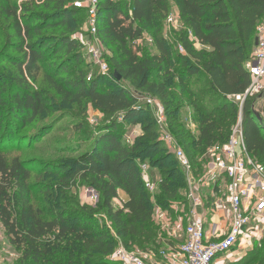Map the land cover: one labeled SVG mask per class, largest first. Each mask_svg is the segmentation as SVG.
<instances>
[{
	"label": "trees",
	"instance_id": "obj_1",
	"mask_svg": "<svg viewBox=\"0 0 264 264\" xmlns=\"http://www.w3.org/2000/svg\"><path fill=\"white\" fill-rule=\"evenodd\" d=\"M17 1L0 0V21L8 30L0 64L11 70L5 78L0 76V226L21 253L22 264L110 263L117 242L73 197L78 182L97 192V211L105 213L117 240H137L144 250L155 244L146 226L152 202L139 165L148 164L150 172L159 173L154 203L162 208L179 199L186 184L137 93L160 101L168 130L197 177L208 161L207 150L228 141L239 115L246 150L264 165V123L254 113L258 96L248 97L241 109L233 99L250 85L244 63L255 47L264 0H98L96 36L112 51V58L109 74L93 78H87L86 72L75 73L84 62L83 47L75 37L82 26L78 14L86 17L84 10L73 8L75 0ZM172 7L183 29L174 33L171 42L158 33ZM145 32L156 54L139 57ZM127 82L135 94L125 86ZM38 83L37 90L31 87ZM56 99L87 103L105 116H119L120 121L100 126L79 158L43 163L39 172L36 161L11 156L9 151L47 134L51 122L45 119L54 113ZM184 111L182 121L179 115ZM147 116L152 122L141 126ZM137 125L141 134L127 145L126 130ZM45 177L49 185H44L48 201L43 210L31 198ZM117 192L127 198L122 208L113 205ZM256 259L255 264H260Z\"/></svg>",
	"mask_w": 264,
	"mask_h": 264
},
{
	"label": "built area",
	"instance_id": "obj_2",
	"mask_svg": "<svg viewBox=\"0 0 264 264\" xmlns=\"http://www.w3.org/2000/svg\"><path fill=\"white\" fill-rule=\"evenodd\" d=\"M72 6L74 9L84 10L90 21L91 33L85 39H77L91 58L98 61V0H75ZM188 37L194 42L195 48L202 47L191 33H188ZM256 41L249 60L244 63V69L250 77V85L242 95L233 98L239 103L240 109L248 97H264V16L256 28ZM178 51L184 53L180 47ZM107 68L106 65L102 66V74L106 73ZM135 97L139 102L142 96L135 94ZM143 100L159 129L158 140L174 156L186 184L185 228L180 230L177 224L172 227L167 212L157 205L154 208L153 221L162 232L169 233L170 227L174 235L180 231L184 242L178 248L168 247V255L154 262L149 258V254L138 255L120 245L108 260L117 264H226L232 257L239 258L243 255V250L233 252V248L243 241L248 243L252 238L259 239L264 232V165L257 162L246 150L241 117L233 126L226 143L216 144L207 150L208 161L203 166L202 174L197 177L189 158L168 130L163 106L149 96H144ZM187 121L190 123L189 117ZM139 169L147 192L156 191L157 185L151 179L149 165L141 164ZM205 189L209 190V194L203 196ZM121 194L117 192V198L113 202V205L118 204L117 208H122L127 201V198H121ZM84 195L90 204H97L99 201V195L91 188H85ZM209 210L217 215L220 221H226L228 228L216 226L208 236L205 231V213L207 215ZM221 255L226 257L218 262L217 259Z\"/></svg>",
	"mask_w": 264,
	"mask_h": 264
},
{
	"label": "rangeland",
	"instance_id": "obj_3",
	"mask_svg": "<svg viewBox=\"0 0 264 264\" xmlns=\"http://www.w3.org/2000/svg\"><path fill=\"white\" fill-rule=\"evenodd\" d=\"M119 1V0H114ZM128 2L130 0H120ZM19 4H21V0L17 1ZM74 3V2H73ZM39 10V9H38ZM41 11V10H39ZM168 17L165 18L160 23V33H158V36L166 37L169 39V41H173V35L177 32H180V30L183 29L182 24L179 22L178 17L176 16V12L173 9V7L170 9ZM170 18V20H169ZM82 21V26L80 28V31L76 34V38L82 39L86 38L90 31V21L88 20V17L83 14H78V21ZM5 34H8V30L4 27V24L0 21V51L2 50L4 46V36ZM140 49L142 50V53L139 54V57L143 55L153 56L156 54V50L154 46H152V38L149 33L145 32L143 34L142 40L139 43ZM197 50H201L202 47H196ZM83 63L80 65H77L75 68L76 72H86L87 78H93L96 77L98 74H102L101 69L102 66L106 65L108 67V62L112 58V51L100 41L99 46V55L100 59L98 61L91 58L90 54L83 48ZM74 65L72 64L70 67L72 68ZM10 68L7 64H0V76L1 78H5V72L9 75L10 74ZM3 73V74H1ZM105 74H109V69L107 68V71ZM65 77V75H61L60 78ZM40 82V80H39ZM126 87L135 94V90L131 87V85L127 82L125 83ZM33 89L37 90V88L41 87L40 84H34L31 86ZM204 89L202 88H194V90H200ZM137 95H141L138 94ZM139 102L141 104L146 105L144 103L143 97L145 95H141ZM157 103L161 104L159 100L153 98ZM52 103L54 104L53 109L54 113L50 115L45 121L51 122V128L47 130V134L45 136L40 135L37 141H31L30 143H25L23 145L22 149L19 150H12L9 151V154L11 156H19L20 158L24 160H33L37 162V170L40 172V167L43 163L48 164H59L66 161H71L79 158L88 148L90 140L94 137V134L96 130L100 126H104L107 124H110L112 122H119L120 118L119 116H105L98 111H95L91 105L87 103H82V105H75V104H68L61 101L53 100ZM239 104V103H238ZM240 109V107H239ZM150 110V109H149ZM151 113V112H150ZM254 113L260 115L261 119H264V97L258 98L255 101L254 104ZM187 112H182L181 119L184 120ZM150 116H147V119L145 122L141 124V126L145 125L150 120ZM240 118V115L238 119ZM237 119V121H238ZM152 121L150 120L149 123ZM148 123V124H149ZM39 123H37L35 126H37ZM81 126L82 128L80 130H75L74 127ZM140 125L133 126L131 128H128L126 130L124 140L127 145H131L132 141L138 137L141 132ZM157 131L159 132V129L156 125ZM86 131V133H85ZM92 133V137L89 138L88 135ZM87 134V135H86ZM159 137V136H158ZM159 139V138H158ZM29 144V145H28ZM180 147V146H179ZM181 148V147H180ZM187 156V155H186ZM190 160V159H189ZM203 172V171H202ZM151 179L154 182L155 185H158L161 178L158 172H151ZM56 181V180H55ZM54 184V181H53ZM56 184V183H55ZM44 185H49L47 182V177L43 178L42 185L37 187V189L34 191L33 196L31 198V203L39 209H45L47 207V201H46V194L44 192ZM87 188L84 185H81L80 182H78L77 188L73 191V197L76 198V201L78 204L82 207H87L89 213L93 215V218H95L97 221L95 224H97V227H101L104 231L109 232V234L112 236L114 240H116V247L119 245L122 246L127 251L136 253L138 255H145L149 254V258L154 262L160 259H163L168 255V247H175L178 248L181 246V244L184 242V238L182 233L180 231H177V235L173 234V230L170 227L169 233L162 232L159 230V228L156 226V224L153 221V213L154 208L156 207V204H154L155 196H157L159 193L154 191L153 193H149V198L152 202V212H151V219L146 226L151 231V239L155 241V244L149 245L146 247V250L141 249L139 246V241L137 240H130L127 242L117 240V237L114 235V231L111 228V224L102 211H97L96 204H90L86 199L84 195V190ZM204 195L209 194V190H206L203 192ZM185 192L182 196L179 197V199L172 201L173 203H170L168 206L160 207L163 211L167 212L168 219L171 222V225L173 227L174 224L178 225V228L183 230L186 226V209L187 204L184 197ZM72 196V195H71ZM121 198L123 200H126V198L121 194ZM206 202V206H208ZM114 206H118L117 203H114ZM218 218V217H217ZM208 219V217H207ZM219 219V218H218ZM148 238V235L145 237ZM239 250H243V255H241L239 258H231L229 264H255L257 262L258 258L261 260L260 264H264V232L261 233V237L259 239H250L248 243L246 241L241 242L237 244L233 248V252H240ZM225 255H221L218 257L217 261L220 262L223 259H225ZM249 260V261H248ZM108 264H117L114 262L109 261ZM0 264H22V258L21 253L17 250H15L9 243L7 237L5 236L4 230L0 226Z\"/></svg>",
	"mask_w": 264,
	"mask_h": 264
},
{
	"label": "crops",
	"instance_id": "obj_4",
	"mask_svg": "<svg viewBox=\"0 0 264 264\" xmlns=\"http://www.w3.org/2000/svg\"><path fill=\"white\" fill-rule=\"evenodd\" d=\"M260 98V97H258ZM257 98V99H258ZM263 123H264V119H262ZM123 196L126 198V196L123 194ZM203 212V210H201V213ZM205 216H206V219H205V231H206V234L209 236L210 233L216 228V226H221V227H225V228H228V225L226 223V221H220L218 218H217V215H214L212 214V212H210V210L207 212V215L205 213ZM208 217V219H207ZM231 263V262H229ZM229 263H226V264H229Z\"/></svg>",
	"mask_w": 264,
	"mask_h": 264
},
{
	"label": "water",
	"instance_id": "obj_5",
	"mask_svg": "<svg viewBox=\"0 0 264 264\" xmlns=\"http://www.w3.org/2000/svg\"><path fill=\"white\" fill-rule=\"evenodd\" d=\"M256 43H257V41L255 40V45H256ZM115 76H116V79H117V80H120V76H118L117 74H115ZM255 116H256V118H257L259 121H261V117H260V115L255 114Z\"/></svg>",
	"mask_w": 264,
	"mask_h": 264
}]
</instances>
